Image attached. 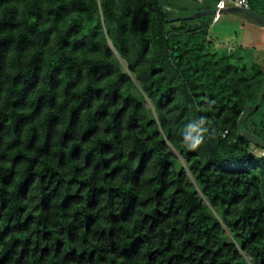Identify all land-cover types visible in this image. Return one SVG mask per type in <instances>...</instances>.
Segmentation results:
<instances>
[{
	"label": "trees",
	"instance_id": "obj_1",
	"mask_svg": "<svg viewBox=\"0 0 264 264\" xmlns=\"http://www.w3.org/2000/svg\"><path fill=\"white\" fill-rule=\"evenodd\" d=\"M218 2L0 0V264H264V64L187 18Z\"/></svg>",
	"mask_w": 264,
	"mask_h": 264
},
{
	"label": "rangeland",
	"instance_id": "obj_2",
	"mask_svg": "<svg viewBox=\"0 0 264 264\" xmlns=\"http://www.w3.org/2000/svg\"><path fill=\"white\" fill-rule=\"evenodd\" d=\"M230 8L232 5L228 9ZM247 20L235 12L223 13L221 19L212 25L210 40L214 45L211 50L236 53L248 66L254 63L264 64V28L254 21ZM256 154L257 157L260 156V149Z\"/></svg>",
	"mask_w": 264,
	"mask_h": 264
},
{
	"label": "water",
	"instance_id": "obj_3",
	"mask_svg": "<svg viewBox=\"0 0 264 264\" xmlns=\"http://www.w3.org/2000/svg\"><path fill=\"white\" fill-rule=\"evenodd\" d=\"M163 10L165 11L166 14H168V10L162 5ZM235 12L238 13L240 15H242L244 18L254 21L257 24H259L261 27L264 28V15L260 14L258 12H255L251 9H246V8H240V7H232L230 9H227L224 11V13L226 12ZM216 10H209V11H204V12H200V13H196L192 16H188V19H192V18H202V17H207V16H213L215 15ZM264 98V86L262 88L260 97H259V101L255 106H251V105H247L238 121V129L239 132L241 133V135L243 136L244 139H246L247 141H249L250 143L254 144L255 146L264 148V140L257 137L256 135L252 134L251 132H249L246 129H241V124L243 121L246 120V118L250 115V113H252V111L257 108L258 106L261 105L262 101Z\"/></svg>",
	"mask_w": 264,
	"mask_h": 264
},
{
	"label": "clouds",
	"instance_id": "obj_4",
	"mask_svg": "<svg viewBox=\"0 0 264 264\" xmlns=\"http://www.w3.org/2000/svg\"><path fill=\"white\" fill-rule=\"evenodd\" d=\"M208 131L206 117L200 116L193 119L183 130V143L190 149H197L203 143Z\"/></svg>",
	"mask_w": 264,
	"mask_h": 264
},
{
	"label": "built area",
	"instance_id": "obj_5",
	"mask_svg": "<svg viewBox=\"0 0 264 264\" xmlns=\"http://www.w3.org/2000/svg\"><path fill=\"white\" fill-rule=\"evenodd\" d=\"M230 5H232L233 7L249 9V0H219L216 6V13L215 15H213V23L221 19L224 11L227 10ZM253 153L256 154L257 150H254ZM260 157H264V148L260 150Z\"/></svg>",
	"mask_w": 264,
	"mask_h": 264
}]
</instances>
